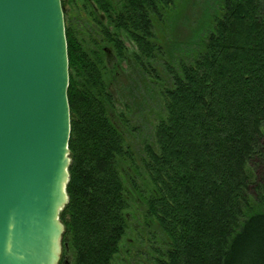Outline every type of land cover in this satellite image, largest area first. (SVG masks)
Returning a JSON list of instances; mask_svg holds the SVG:
<instances>
[{
    "label": "trees",
    "instance_id": "1",
    "mask_svg": "<svg viewBox=\"0 0 264 264\" xmlns=\"http://www.w3.org/2000/svg\"><path fill=\"white\" fill-rule=\"evenodd\" d=\"M166 16L186 40L158 36ZM111 17L101 44L149 72L164 65L165 114L136 165L108 115L101 54L66 26L71 163L60 218L74 264H114L131 190L168 245L157 264H264V0H115Z\"/></svg>",
    "mask_w": 264,
    "mask_h": 264
},
{
    "label": "water",
    "instance_id": "2",
    "mask_svg": "<svg viewBox=\"0 0 264 264\" xmlns=\"http://www.w3.org/2000/svg\"><path fill=\"white\" fill-rule=\"evenodd\" d=\"M62 0H0V264H59L71 163Z\"/></svg>",
    "mask_w": 264,
    "mask_h": 264
},
{
    "label": "rangeland",
    "instance_id": "3",
    "mask_svg": "<svg viewBox=\"0 0 264 264\" xmlns=\"http://www.w3.org/2000/svg\"><path fill=\"white\" fill-rule=\"evenodd\" d=\"M187 12L192 17V20H194L195 15L193 10L188 9ZM164 25L166 31L162 27ZM156 31L160 38H163L165 35L170 38V41H168L170 45L172 42H175L178 36H180L179 39L186 40L189 34H191L186 27L179 29L177 34H175L168 16H166V20L157 22ZM102 34L92 32L87 27L82 26L81 32L78 35L89 49L96 51L99 44L101 45L100 42L103 41ZM152 64L155 69H152L150 66L149 69L151 71L149 72L145 67H140L135 61L133 62L130 59V68L127 69L126 75L117 84L120 87L119 95L117 96L120 97L121 101L126 103L125 110L128 108L129 132L126 135V141L134 152L136 165L141 166H143L142 158L146 155L145 146L148 143H155V127L160 118L165 114L161 91L163 92L164 89L162 79L164 81L168 73L165 71L161 61L158 63L152 61ZM123 80L126 81L124 87H129L130 90L128 98L123 95L127 90L121 88L124 83ZM167 80L169 82V78ZM119 110L123 111L122 108H119ZM140 176L141 178L138 177V181L144 186L142 174ZM131 192L132 204L129 208L130 226L121 243L120 252H118V255L114 259V264H157L158 258L162 257L161 252L157 249L160 248L165 252L168 245L161 239L162 234L159 226L155 222H147L149 218L145 215L146 206L143 200L137 201L136 193L133 190Z\"/></svg>",
    "mask_w": 264,
    "mask_h": 264
},
{
    "label": "flooded vegetation",
    "instance_id": "4",
    "mask_svg": "<svg viewBox=\"0 0 264 264\" xmlns=\"http://www.w3.org/2000/svg\"><path fill=\"white\" fill-rule=\"evenodd\" d=\"M114 3L115 0H62L65 26H72L78 33L81 32L82 26L87 27L92 32H99L101 34H104L107 30L111 31L114 29L111 19ZM124 39L126 46H131L130 41L125 37ZM101 48H103L101 53L99 52V49L96 51L98 57L101 54V59L99 57V60L102 64V72L105 73L106 78L110 75V78H108L107 95H112L114 101L110 105L108 115L110 116L111 121L126 137L129 132L128 108L125 110L126 103L121 101L120 97L117 96L119 95L120 90V87L117 84L120 83V79L126 75L127 69L130 68V58L127 56L126 59L120 61L111 44L103 43L101 44ZM125 82L126 81H124L121 86L122 89L125 88ZM116 88L118 92L117 94ZM125 89L127 92L123 91V95L128 98L130 94L129 87ZM119 108H122L123 111H120ZM59 264H74V253L66 241L63 245V252Z\"/></svg>",
    "mask_w": 264,
    "mask_h": 264
}]
</instances>
